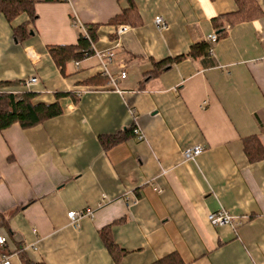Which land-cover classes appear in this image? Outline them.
<instances>
[{"label":"crops","instance_id":"obj_1","mask_svg":"<svg viewBox=\"0 0 264 264\" xmlns=\"http://www.w3.org/2000/svg\"><path fill=\"white\" fill-rule=\"evenodd\" d=\"M131 1L137 23L121 34L108 21L129 0H33L21 41L12 28L28 16L0 13V81L62 108L0 130V254L11 264H153L172 252L185 264H264V158L249 161L243 144L255 135L264 147V0H254L260 15L235 23L226 18L235 0ZM215 18L211 54L188 56L219 32ZM80 25L96 26L92 53L61 71L47 46L75 44ZM108 49L110 74L126 73L116 89L94 53ZM131 126L114 145L99 139ZM194 144L203 151L187 159ZM221 208L235 225L209 223ZM70 210L82 212L75 224ZM106 225L123 251L117 261L99 235Z\"/></svg>","mask_w":264,"mask_h":264},{"label":"trees","instance_id":"obj_2","mask_svg":"<svg viewBox=\"0 0 264 264\" xmlns=\"http://www.w3.org/2000/svg\"><path fill=\"white\" fill-rule=\"evenodd\" d=\"M237 3V10L233 13L226 15V18L231 23L251 19L262 13L260 7L254 0H235ZM0 13L4 18L11 22L15 17L20 14H26L28 21L21 23L12 28L13 38L16 41H21L27 38L31 32L28 28V23L32 22L36 17L35 7L33 0H0ZM137 9L135 5L129 0V7L109 19L108 23L119 25L128 23L135 25L137 23ZM215 18L213 20L217 36L222 33L220 25ZM88 36L79 34L75 44H56L48 45L47 49L55 64L63 71L64 64L67 61H80L84 57L92 53V43L94 42L96 26L85 25ZM210 44L207 41H202L191 45L187 55L191 57H198L201 55H210ZM184 57V55L175 58L163 59L154 63L152 75L161 70L168 68L174 61ZM106 77V76H105ZM22 82L18 80H1L0 81V130L9 127L13 123H18L22 128L34 126L46 119L57 116L62 112V108L58 101L52 103H45L42 101H35L36 94L31 91L15 92L5 90L9 86H17ZM69 95V93L57 92L55 93L56 99L62 96ZM75 100V99H74ZM129 134H133V127L123 129L121 132L112 136L100 137L101 143L105 147H109L125 139ZM244 152L249 161H257L264 158V147L259 139L253 135L243 140ZM110 226H103L99 230V235L115 261L119 260L123 251L117 247L113 242ZM22 260L25 264L30 263L24 256ZM153 264H185L176 252H172L154 262Z\"/></svg>","mask_w":264,"mask_h":264},{"label":"built area","instance_id":"obj_3","mask_svg":"<svg viewBox=\"0 0 264 264\" xmlns=\"http://www.w3.org/2000/svg\"><path fill=\"white\" fill-rule=\"evenodd\" d=\"M76 21L73 20V24L76 25ZM154 23L159 28H164L166 26L165 21L162 16L156 15L154 17ZM82 34L85 36H88L87 29L85 25H80ZM128 29L127 25H118L116 27V32L118 34L123 33ZM218 39L217 33L212 32L206 36V40L210 44V53L212 52V44L216 42ZM95 56L97 57L99 61V66L101 73L108 78V82L113 88H117V79L118 78H124L126 73L124 71H121L117 77H114L110 74L107 65L111 62L113 58V51L111 49L108 50H97L94 51ZM36 81V77L29 78L25 83H33ZM134 132L137 133L138 138H141V134L139 133V130L137 128H134ZM203 151V147L200 144H194L187 150H185V157L187 159H194L197 155H199ZM82 215V212L80 211H74L70 210L67 212V217L69 219V222L71 224H75L78 220V218ZM209 223L213 226L222 225V224H230L235 225L236 218L227 212L225 209L221 208L217 211L210 212L208 215ZM6 241V238L4 236H0V246H2ZM0 264H11L9 254L5 252H1L0 254Z\"/></svg>","mask_w":264,"mask_h":264},{"label":"rangeland","instance_id":"obj_4","mask_svg":"<svg viewBox=\"0 0 264 264\" xmlns=\"http://www.w3.org/2000/svg\"><path fill=\"white\" fill-rule=\"evenodd\" d=\"M5 90H9L7 87L6 88H4Z\"/></svg>","mask_w":264,"mask_h":264}]
</instances>
